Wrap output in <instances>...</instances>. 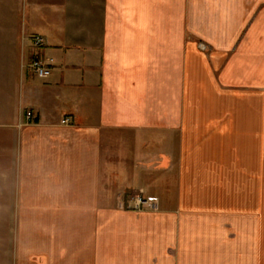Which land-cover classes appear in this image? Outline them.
Returning <instances> with one entry per match:
<instances>
[{
    "label": "crops",
    "instance_id": "0c3cea01",
    "mask_svg": "<svg viewBox=\"0 0 264 264\" xmlns=\"http://www.w3.org/2000/svg\"><path fill=\"white\" fill-rule=\"evenodd\" d=\"M0 82V264H264V0H0Z\"/></svg>",
    "mask_w": 264,
    "mask_h": 264
},
{
    "label": "built area",
    "instance_id": "2783aa9c",
    "mask_svg": "<svg viewBox=\"0 0 264 264\" xmlns=\"http://www.w3.org/2000/svg\"><path fill=\"white\" fill-rule=\"evenodd\" d=\"M32 42V47L34 50L33 58L30 63L31 69L34 73L43 79L48 78L51 75V70L49 68L48 62L42 57L40 49L42 48L44 41L39 36H34L30 38ZM29 119H31V114L28 115ZM71 123L69 118L63 120V124L68 125ZM157 200L155 198H144V197H133L128 206L130 209L136 211H147L153 210L157 207Z\"/></svg>",
    "mask_w": 264,
    "mask_h": 264
},
{
    "label": "rangeland",
    "instance_id": "374dc122",
    "mask_svg": "<svg viewBox=\"0 0 264 264\" xmlns=\"http://www.w3.org/2000/svg\"><path fill=\"white\" fill-rule=\"evenodd\" d=\"M1 90H2V83L0 82V103L2 100V91ZM1 133H2V127L0 126V186L2 184V177H1V162H2V156H1V154H2V141H1V138H2V136H1ZM140 197H142V196H140ZM2 229L3 228L0 226V246H1V236H2L1 234L3 233Z\"/></svg>",
    "mask_w": 264,
    "mask_h": 264
}]
</instances>
